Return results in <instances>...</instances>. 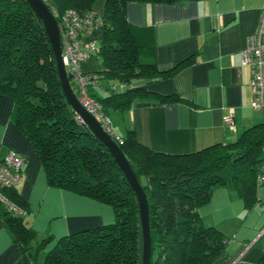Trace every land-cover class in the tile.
Wrapping results in <instances>:
<instances>
[{
  "label": "trees",
  "instance_id": "16d2710c",
  "mask_svg": "<svg viewBox=\"0 0 264 264\" xmlns=\"http://www.w3.org/2000/svg\"><path fill=\"white\" fill-rule=\"evenodd\" d=\"M47 1L60 12H86L93 9L96 0ZM184 1L197 0L104 1L101 13L105 24L97 54L102 68L95 71L100 83L89 91L108 115L129 109L137 98L158 102L179 99L177 95H159L143 88L120 91L111 87L171 75L190 60L159 70L152 58L147 29L132 25L126 17L130 2ZM101 85L106 92L102 96L95 92ZM0 94L11 99V120L35 148L48 186L108 204L114 210L112 222L58 238L46 253L44 264H141L142 233L136 195L107 148L77 120L66 101L50 41L26 0H0ZM122 139V143H116L146 193L149 264H211L223 251L227 237L219 229L204 225L198 209L219 187L237 192L247 211L258 204L264 121L246 128L231 143H215L186 154L155 152L139 143L132 130ZM3 192L26 213L16 214L0 204L8 230L22 247L35 238V231L25 221L28 205L16 186H6ZM261 238L264 242V233ZM49 239H43L37 250ZM258 264H264V253Z\"/></svg>",
  "mask_w": 264,
  "mask_h": 264
},
{
  "label": "crops",
  "instance_id": "0c3cea01",
  "mask_svg": "<svg viewBox=\"0 0 264 264\" xmlns=\"http://www.w3.org/2000/svg\"><path fill=\"white\" fill-rule=\"evenodd\" d=\"M104 1L93 9L101 13ZM263 4L264 0L128 3L127 20L147 29L159 70L190 60L171 75L117 85L120 91L143 88L179 97L169 102L137 98L129 109L111 111L119 136L132 130L139 143L155 152L186 154L215 143H231L246 128L263 122L264 111L251 108L249 70L241 61V51L256 30ZM93 58L82 61L80 69L101 70L100 57L99 69L90 66ZM103 89L101 85L95 92L105 95ZM12 108L11 99L0 94V156L13 149L25 159L16 190L28 205L25 221L35 231V238L19 246L0 214V264H44L58 238L110 223L115 214L108 204L48 186L35 148L11 120ZM229 111L234 129L223 122ZM261 170L264 175V163ZM257 198L258 204L247 211L237 192L219 187L199 207L203 224L227 237L223 251L211 264H258L264 253V182L257 187ZM45 238H50L48 243L37 250Z\"/></svg>",
  "mask_w": 264,
  "mask_h": 264
},
{
  "label": "built area",
  "instance_id": "2783aa9c",
  "mask_svg": "<svg viewBox=\"0 0 264 264\" xmlns=\"http://www.w3.org/2000/svg\"><path fill=\"white\" fill-rule=\"evenodd\" d=\"M43 1L49 5L48 8L56 19L62 62L80 104L100 122L115 142L122 143L123 139L117 133L110 115L89 91V88L99 86L100 75L80 69L82 61L99 52V36L105 24L103 14L94 9L86 12L66 9L60 12L49 1ZM241 61L249 70L251 108L264 111V4L260 8L256 30L247 38L246 47L241 51ZM111 88L116 90L115 86ZM76 118L82 122L79 115L76 114ZM223 122L229 129H234V116L231 111L223 116ZM24 166L25 159L13 149H8L0 156V204L19 215L26 213L8 200L3 188L20 183ZM263 182L264 175L260 174L257 184Z\"/></svg>",
  "mask_w": 264,
  "mask_h": 264
},
{
  "label": "water",
  "instance_id": "95a60500",
  "mask_svg": "<svg viewBox=\"0 0 264 264\" xmlns=\"http://www.w3.org/2000/svg\"><path fill=\"white\" fill-rule=\"evenodd\" d=\"M26 1L34 11L35 15L41 20L45 33L48 36L55 56L59 81L66 101L75 113L80 116L82 122L88 127L94 136L107 148L136 195L142 233L141 264H149L151 257V237L146 193L117 143L104 130L100 122L80 104L77 95L72 89L66 69L62 62L61 44L56 19L43 0Z\"/></svg>",
  "mask_w": 264,
  "mask_h": 264
},
{
  "label": "rangeland",
  "instance_id": "374dc122",
  "mask_svg": "<svg viewBox=\"0 0 264 264\" xmlns=\"http://www.w3.org/2000/svg\"><path fill=\"white\" fill-rule=\"evenodd\" d=\"M102 2V0H97L96 2H95V5H97V3H101ZM98 4V5H99ZM94 5V6H95ZM101 11V10H100ZM94 58V60H92V62H90V66H94L95 68H97V69H99V67H100V60H99V57H98V55L97 54H95L94 56H93ZM91 68H93V67H91ZM115 88L117 89V90H119L120 88L115 84ZM112 119H113V125H114V127H115V129L117 130L118 129V127H117V122H116V120H115V115L113 114L112 115ZM118 131H119V129H118Z\"/></svg>",
  "mask_w": 264,
  "mask_h": 264
}]
</instances>
